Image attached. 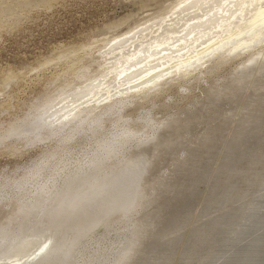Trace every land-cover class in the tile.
<instances>
[{
    "label": "bare ground",
    "instance_id": "bare-ground-1",
    "mask_svg": "<svg viewBox=\"0 0 264 264\" xmlns=\"http://www.w3.org/2000/svg\"><path fill=\"white\" fill-rule=\"evenodd\" d=\"M64 1L0 0V41L34 12ZM158 1L140 0L136 5L146 10L138 7V14L105 25L100 37L86 43L56 47L35 63L1 67L0 158L27 161L0 169V264H160V259L176 264L193 233L181 263L190 264L197 257L202 261L203 255L191 254L203 240L215 241L216 231L241 232L244 228L236 232L235 227L244 221V240L263 228L264 217L252 233L248 225L261 218L258 211L264 208V195L257 194L264 188V156L249 166V171L260 168L245 181V190L239 191L236 182L211 189L178 249L156 255L165 245H175L184 212L179 214L180 208L161 221L152 218L148 185L141 184L147 159L156 157L151 166H157L160 153L181 146L179 140L190 142L194 129L222 127L249 105L250 120L223 145L241 141L248 155L264 141V107L255 114L264 103L261 0ZM183 107L187 113L180 118ZM201 144L208 148L210 141ZM135 176L130 202L107 215L114 208L113 182L128 185ZM103 186L105 202L95 197ZM221 201L225 204L217 207ZM234 208L233 230L223 224L224 214ZM204 213L214 215L205 224ZM52 236L61 248L58 256L50 255ZM132 242L137 246L130 256ZM250 244L233 255L243 262L232 264H264V251L249 252Z\"/></svg>",
    "mask_w": 264,
    "mask_h": 264
},
{
    "label": "rangeland",
    "instance_id": "rangeland-1",
    "mask_svg": "<svg viewBox=\"0 0 264 264\" xmlns=\"http://www.w3.org/2000/svg\"><path fill=\"white\" fill-rule=\"evenodd\" d=\"M139 1L140 0H65L62 3H58V5L56 4V6L49 11H36L32 15L33 18L21 25L18 31H15L10 35L3 34L1 39L2 42L0 41V69L6 65L20 66L22 64L35 63L53 55L56 47L62 45L70 47L80 45L86 43L87 40H91L97 36L100 37V34L106 31L104 28L105 25L117 22L128 14H138L139 8L136 3ZM144 1L146 2L147 0ZM160 1L163 0H159L158 2ZM150 5L154 6L155 3L151 2ZM224 84L225 83H223V85ZM263 107L264 103L257 109L255 113L256 117L258 116L257 114L259 110ZM182 109L185 110L180 118H183L184 114L187 113V108L183 107ZM232 109L236 110V107ZM251 116L249 105L244 107L242 111L238 113L236 118L230 116V118L226 119L222 127L219 126L216 128L214 127L216 126L215 123H213L211 124L210 129L200 128V131L199 128H196L194 131H191L193 138H191L190 142L184 143V140H179L181 146L175 145L174 148H172L173 146L171 147L172 149H170V151L165 149L163 153H160V156H162H159V162L161 161L159 163L160 165L157 164V166H151V161L156 159L154 156L150 157V161L147 159L148 161L144 163L142 174L145 171V175L141 177V184L144 188L148 185L146 187L148 188V199L151 201L150 204L152 205L150 206L151 210L149 213L152 214V218L156 221H161L170 215L174 216L180 208H182L183 211L178 213L180 214L181 212H184L180 218V224H177L179 232L175 239V244L182 238V233L184 234L190 228L195 227V222L198 220H194V214L198 212L199 209L204 208L211 189L222 188L223 183L225 182H236L239 191H243L245 190V181L252 178L260 168H254L251 171L248 170L249 166L254 161L264 156V141L253 147L248 155H244V149L246 148L241 141L232 145H223L224 141H226L227 144L229 143V138L232 133L241 131V129L244 128ZM204 140L210 141V146L208 148H204L201 144ZM251 145L253 144H250V146ZM193 152L200 155L196 157ZM22 160L27 161V157L26 159L23 158L19 160V162H15L14 159L0 158V169H2L4 165L12 167L16 163H22ZM191 160L195 162V165L192 162L189 163ZM261 162V167L264 170V160ZM147 163H149V165ZM184 163L188 165L185 166ZM192 166L195 167L192 168L194 170L190 172L189 170ZM235 173L239 174L237 177L240 179L234 177ZM151 182H153L152 185ZM150 185L152 187H150ZM257 194L264 195V188ZM153 195L154 197H152ZM224 199L225 197L221 200L225 202ZM170 201L171 204H169ZM221 202H219L220 205L216 206L218 207L225 204ZM241 203V200L236 203V208L239 207V204ZM159 204H161V206L165 205L161 207ZM166 207L169 208L167 209ZM236 208L227 211L224 214L225 216L229 215V217L226 216L225 218L224 216L223 225L228 223L229 228L233 226L234 220L232 219L231 214L237 210ZM160 209H163V211ZM164 209L171 210L167 212ZM263 209L258 211L259 213L261 212V215L264 214ZM144 211L145 210H143L140 215ZM213 216L204 213L201 222L205 224L206 220L211 217L213 218ZM221 217V215L218 216V218ZM252 220H254V218ZM186 223H188V225H186ZM241 223V221L238 222L237 224L239 227H235V229L237 228L236 232L239 228H244L241 232L231 234L230 229L229 232L227 229L225 231H216L213 233V237H216L213 238L215 241L210 240L209 243L203 240L199 249L207 251H205L204 254H200L201 256L203 255L204 258H202V261H198L199 257L194 258L190 264H224L222 262L227 260V258H230L237 251L245 248L248 244L255 241L256 238H259L261 235L263 236L264 225L258 232L250 235L247 239L244 238V240L246 239L245 241L241 240L242 237L247 236L246 234L243 236V232L248 230L246 229L247 227L244 225L242 226L244 221L242 224ZM252 231L254 230L250 229L249 232L252 233ZM240 233L242 234L240 235ZM192 234L193 233H191L190 237L186 240L180 259H178L176 264L182 263L183 255H185L189 250L190 245L194 242V240L190 242L194 239ZM238 236L241 237L238 238ZM222 237H225L227 240L223 239L224 241H220L222 240ZM229 239L230 241H228ZM209 244L212 245L211 247L213 250ZM238 246L241 247L239 248ZM161 249H163V247ZM259 249L261 253L264 251V247ZM157 257L160 256L158 255ZM161 260L162 259L158 260V263L161 264Z\"/></svg>",
    "mask_w": 264,
    "mask_h": 264
},
{
    "label": "water",
    "instance_id": "water-1",
    "mask_svg": "<svg viewBox=\"0 0 264 264\" xmlns=\"http://www.w3.org/2000/svg\"><path fill=\"white\" fill-rule=\"evenodd\" d=\"M262 175H259V177H261ZM132 178V181L130 182V184H128V185H123V183H122V181L120 180L119 182H113L114 183V185L113 186H115V189L113 188V186L111 187L112 188V195H113V203H112V206H114V208H112L111 209V206L109 207V212L107 213V215L108 214H111L112 213V211L114 210V209H116V208H122V207H124V206H126V204H125V202H127L128 201V203L130 202V198H131V188H132V186L134 185V182L135 181H137L136 179H137V177L135 176V177H131ZM106 187L107 186H103V187H101L99 190H98V192L96 193V195H95V197H97L99 200H101V199H103L104 200V202L107 200V196H106V192H104V190L106 189ZM121 197H123V198H121ZM89 207V206H88ZM263 216H264V214L261 216V218L260 219H254V220H252V225H248V228H250L251 230H255V229H257L258 228V226L259 225H261L262 224V221H263ZM210 231V230H209ZM194 239H192L190 242H192ZM50 241H51V243H49V246H50V255L51 256H58V255H60V252H61V248H59L58 246H59V244H58V246L56 245L57 244V242H55L56 241V239L52 236L51 237V239H50ZM171 243V242H170ZM169 243V244H170ZM179 242L178 243H176L175 245H169L168 246V244L167 245H165L164 246V250L163 249H160V250H158L157 252H156V255H159V256H164L165 255V251H166V253L168 254V250L170 249V247L171 248H174V246H178L179 247ZM22 246V245H21ZM20 246V247H21ZM136 246H137V243L136 242H132L131 243V245H130V250H129V252H128V255H132L133 254V252H134V250H135V248H136ZM20 247H18V248H20ZM178 247H175V249L173 250V251H176L177 249H178ZM261 247H264V236L263 237H259V238H256L255 239V243H253V244H250L248 247H247V250L249 251V252H253V251H255V250H257V248H261ZM17 248V249H18ZM16 249V250H17ZM208 249H210V248H208ZM207 249V250H208ZM211 249L213 250V248L211 247ZM1 250V249H0ZM10 250V248L7 250V251H9ZM206 251V250H205ZM205 251H202V250H200V249H197L195 252H193L192 254H191V256H200V254H204L205 253ZM154 254V253H153ZM175 255V253L174 254H172V255H167V256H174ZM243 262L242 260H240L239 258H238V260L237 259H235L234 258V256H231L230 258H227V260H225L224 262H222V263H226V264H232V263H235V262ZM172 262H174V259H171V263Z\"/></svg>",
    "mask_w": 264,
    "mask_h": 264
},
{
    "label": "snow or ice",
    "instance_id": "snow-or-ice-1",
    "mask_svg": "<svg viewBox=\"0 0 264 264\" xmlns=\"http://www.w3.org/2000/svg\"><path fill=\"white\" fill-rule=\"evenodd\" d=\"M6 6V5H5ZM137 7H140L142 10H146L145 9V6L143 5V4H137ZM260 8L262 9V10H264V0H261V4H260ZM114 30L116 29V26L115 25H113V26H111ZM113 43H116V41H113ZM181 71V69H177V72H180ZM163 85H157V87H162ZM79 91V90H78ZM139 91V90H138ZM139 99H141L140 97H137V98H129V100L128 101H125V103H130V102H132L133 100H139ZM50 243H51V241H50ZM48 247V245H45V248H47ZM42 251H43V249H42ZM83 264H96V262L95 261H84L83 262ZM120 264H127V262L126 261H121L120 262Z\"/></svg>",
    "mask_w": 264,
    "mask_h": 264
}]
</instances>
